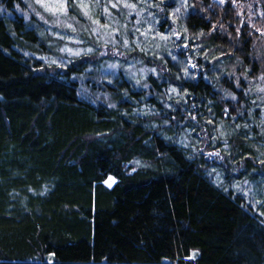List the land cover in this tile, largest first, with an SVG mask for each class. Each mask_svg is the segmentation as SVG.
<instances>
[{"label": "trees", "instance_id": "obj_1", "mask_svg": "<svg viewBox=\"0 0 264 264\" xmlns=\"http://www.w3.org/2000/svg\"><path fill=\"white\" fill-rule=\"evenodd\" d=\"M25 1L0 0V264H264V0H66L138 81L63 60ZM153 20L165 46L118 56Z\"/></svg>", "mask_w": 264, "mask_h": 264}, {"label": "rangeland", "instance_id": "obj_2", "mask_svg": "<svg viewBox=\"0 0 264 264\" xmlns=\"http://www.w3.org/2000/svg\"><path fill=\"white\" fill-rule=\"evenodd\" d=\"M78 1L85 16L89 15V10L94 5L90 2L94 1L96 5L99 6L98 0H91V1L78 0ZM25 2H26V4L24 5L25 9L22 12H26L30 17H34L35 19L40 20L45 24L44 27L48 30L49 34L53 36L52 42H49V45L51 44V46L55 51H59L61 53L60 57L63 58V60L68 61L70 63L72 59L82 54L89 56L91 54L96 55L95 54L96 51L101 52V55L104 56L103 58L105 59L104 61L103 60L100 61L99 66L104 78L107 80H109V78L111 77V73L117 72L118 65H120L119 68L120 69L122 68L121 70L126 69V71L128 72L126 75L128 77L138 81L140 78L138 73L141 74L143 73V75L146 76V72L141 67V65H139V62L125 63L118 56L127 57L126 54H129L130 50L133 49H139L146 53L148 50L152 48L154 50L156 45L158 44L163 47L165 46V35H162V37H160L162 41L159 42H161L162 44L158 42L156 44L153 41L155 35L154 33L155 29L153 28L154 20L152 22L145 21L143 24L140 25V27L139 26L137 27L138 31L134 32L135 37L131 38L130 41L131 43L127 42L125 45H123V47L127 49V51H122L120 54H118L117 56L118 58H114L110 60L107 59L106 57L108 56V54H110L111 50L105 49L106 44L102 45L101 41H98L96 39V36L100 34L99 31L101 30H102L101 31L102 37H108L109 34H111V31L112 33L115 32L117 27H114V22L113 25L111 22V25L109 26H106L105 23L99 24L98 22H96L98 27L101 28L100 30L91 27L92 29H94L93 32L88 31V29L87 30L82 29L81 31H79L77 28H75V25L73 23H70L68 20L64 18V16H66V12L68 11V7L65 3V0H39V2L38 0H26ZM62 4L65 6L63 9L60 7ZM82 5H84V7H82ZM102 7L103 6H101V8ZM104 9H108V8H104ZM132 9H136V7L129 6V10ZM100 15L102 16L101 18H109L108 10L104 14H100ZM110 21H112L111 18ZM86 35H89V37L92 36L94 38H89V37L86 38L85 37ZM116 45L117 44L115 43V48ZM112 50L115 51L114 49ZM92 57L95 58V56ZM53 61L60 62L61 60H58V56L57 57L55 56V59ZM53 61L51 59V62ZM83 83L85 84V80L82 82L81 87L84 89L86 97L94 98L95 100L103 99L101 93L99 92L93 94L95 97L92 96V92H89L88 89H86V86L85 85L83 86ZM135 83L137 86H139L137 82ZM210 170H211L210 175H212L214 177V180H216V182H218L221 186L231 187L242 193H247L246 196L249 197L250 199L254 198L255 202L257 201V197L262 198L261 191L258 188V182L254 183L248 179H242L241 181L237 179L226 180L219 173H215L216 170L214 168H211Z\"/></svg>", "mask_w": 264, "mask_h": 264}, {"label": "snow or ice", "instance_id": "obj_3", "mask_svg": "<svg viewBox=\"0 0 264 264\" xmlns=\"http://www.w3.org/2000/svg\"><path fill=\"white\" fill-rule=\"evenodd\" d=\"M65 3H66V0H65ZM126 6L134 7V5H126ZM60 7L63 9L65 6L62 4ZM82 7H84V5H82ZM112 7H116V5L113 4ZM260 79L264 80V76H261ZM173 91H175V89H173ZM258 91L264 92V88H259ZM233 99H235V97H233ZM253 103H255V101H253ZM261 123L264 124V121H262ZM245 127H247V125H245ZM262 163H264V161H262ZM109 187H111V184H109ZM243 194L247 195V193H243ZM261 214L264 215V213H261Z\"/></svg>", "mask_w": 264, "mask_h": 264}]
</instances>
